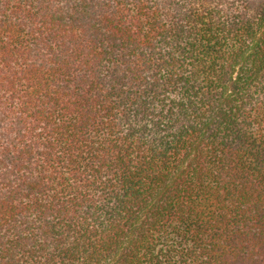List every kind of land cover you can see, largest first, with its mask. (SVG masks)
<instances>
[{
  "label": "trees",
  "instance_id": "16d2710c",
  "mask_svg": "<svg viewBox=\"0 0 264 264\" xmlns=\"http://www.w3.org/2000/svg\"><path fill=\"white\" fill-rule=\"evenodd\" d=\"M0 264H264V0H0Z\"/></svg>",
  "mask_w": 264,
  "mask_h": 264
}]
</instances>
